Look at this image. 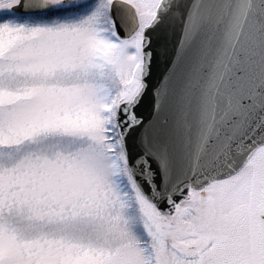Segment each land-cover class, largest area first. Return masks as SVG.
Returning <instances> with one entry per match:
<instances>
[{
    "label": "snow or ice",
    "instance_id": "6c2138e0",
    "mask_svg": "<svg viewBox=\"0 0 264 264\" xmlns=\"http://www.w3.org/2000/svg\"><path fill=\"white\" fill-rule=\"evenodd\" d=\"M0 264H264V0H0Z\"/></svg>",
    "mask_w": 264,
    "mask_h": 264
}]
</instances>
